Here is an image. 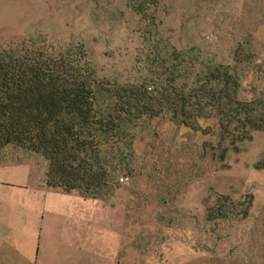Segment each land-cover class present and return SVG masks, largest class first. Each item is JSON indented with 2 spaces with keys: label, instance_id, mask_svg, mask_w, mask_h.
I'll return each mask as SVG.
<instances>
[{
  "label": "rangeland",
  "instance_id": "obj_1",
  "mask_svg": "<svg viewBox=\"0 0 264 264\" xmlns=\"http://www.w3.org/2000/svg\"><path fill=\"white\" fill-rule=\"evenodd\" d=\"M129 1L0 0V47L41 36L56 45L82 41L100 76L120 81L138 77L136 58L143 48L144 27ZM230 1L215 0L206 8L199 7L198 0H167L164 25L219 54L231 51L236 41L222 26ZM195 7L202 11L195 12ZM232 17L230 8L225 29L241 32L243 24L235 30ZM248 25L249 32H255L256 25ZM259 30L246 40L252 39L264 58V22ZM199 31L207 34L202 41ZM254 70L243 67L241 73L247 72L245 78L261 88L263 80ZM205 140L170 122L154 121L136 144L140 171L108 200L48 187L47 161L9 147L0 153V231L7 234L0 233V241L17 246L11 228L23 220L52 216L57 218V234L71 236L56 235L58 244L46 251H58L57 264H109V256L116 254L117 264H264V168L257 167L264 158V133L255 134L224 162L201 157ZM215 192L235 200L251 195L248 218L207 222L205 209ZM0 261L18 264L21 258L0 256Z\"/></svg>",
  "mask_w": 264,
  "mask_h": 264
},
{
  "label": "trees",
  "instance_id": "obj_2",
  "mask_svg": "<svg viewBox=\"0 0 264 264\" xmlns=\"http://www.w3.org/2000/svg\"><path fill=\"white\" fill-rule=\"evenodd\" d=\"M166 1H129L144 27L143 48L136 58L140 75L124 81L100 76L82 41L56 45L41 36L0 47V153L16 147L41 155L48 187L108 200L140 171L136 144L154 121L204 137L201 157L220 162L264 133V84L241 73L255 69L264 83V58L246 40L260 32L264 0L230 1L233 27L243 24V30H226L223 12V30L236 42L230 40L234 49L222 54L168 30ZM213 1L197 5L208 8ZM250 22L255 32H249ZM197 35L202 41L207 34ZM257 167L264 168V158ZM252 206L249 194L235 200L215 192L204 218L241 222Z\"/></svg>",
  "mask_w": 264,
  "mask_h": 264
},
{
  "label": "crops",
  "instance_id": "obj_3",
  "mask_svg": "<svg viewBox=\"0 0 264 264\" xmlns=\"http://www.w3.org/2000/svg\"><path fill=\"white\" fill-rule=\"evenodd\" d=\"M57 225V218L52 216L48 219L45 218V220L42 218L28 219V221L23 220L18 227L11 228V233H13V235L17 234L16 239L18 241V245H14L11 248V246L7 244V240H3L2 242L0 241V256H6L7 258L13 257L17 259L21 258V261L18 264H57V258L54 257V255L57 254L58 251L56 253L46 252L49 251L53 244H58L54 241L56 235H58ZM3 231H0V233L7 235L5 229H3ZM58 236L59 238L64 237L65 239L71 238L68 232L63 234L62 231ZM31 237L34 239L31 240ZM34 251L36 252L35 254ZM60 256L65 260L69 258L64 254H61ZM117 256L118 254H116V257ZM39 257H44L42 263L41 261L39 262ZM116 257L115 255L109 256V264H117ZM0 264L7 263L0 261ZM93 264H96V260Z\"/></svg>",
  "mask_w": 264,
  "mask_h": 264
}]
</instances>
